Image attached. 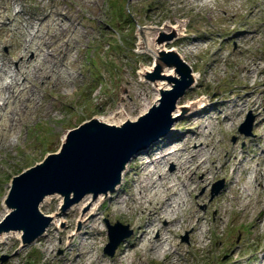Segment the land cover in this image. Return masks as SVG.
<instances>
[{"label": "rangeland", "instance_id": "obj_1", "mask_svg": "<svg viewBox=\"0 0 264 264\" xmlns=\"http://www.w3.org/2000/svg\"><path fill=\"white\" fill-rule=\"evenodd\" d=\"M200 3V0H15L14 9L8 11V18L2 19L0 27V63L8 62L10 70L18 67L19 41L36 30L27 29L25 24L32 17H43L47 10L58 11L73 20L77 34H73L68 68L60 77L53 76L44 87L42 80L28 78L36 99L22 120L19 140L11 142V137L0 136V222L8 212L3 200L12 176L42 161L46 154L59 151L69 130L92 118L108 119L122 109L124 102L132 103L131 99L134 101L140 92L147 96L148 103L160 98L155 85L140 76V72L150 71L154 65L151 54L140 47V33L143 30L151 40L159 39L161 32L169 34L171 27L181 24V34L167 42L165 49L176 48L200 78L176 105L190 104L203 97L208 104L192 122L180 115L173 122V133L160 137L157 145L162 147L188 127L204 139V127L210 123L213 136L204 140L215 146L212 155L219 169H211L206 185L200 182V171L184 177L188 185L187 204L176 214V221L198 212L191 222L199 221L202 226L196 232L197 242L191 235L192 228L184 223L178 221L177 229L171 230L172 243L179 249V264H264V198L261 200L264 190L253 180V168L264 149V0H215L206 6ZM23 8L24 15H18ZM9 19L13 25L8 29L5 24ZM48 30H42L45 37L51 33ZM156 30L159 34L154 36ZM27 43L24 41L23 45ZM245 68H257L258 73L250 76L243 71ZM150 108L148 105L146 111ZM130 111L133 121L145 113L135 108ZM259 111L263 112L260 117ZM249 115L254 121L251 134L246 136L239 128ZM225 116L233 117V121H227ZM150 147L156 145L152 143ZM233 155L242 158L238 167ZM138 157L130 160L129 169L139 167ZM164 167L171 172L175 169L170 162ZM130 176L138 178L135 174ZM229 176L233 183L226 189ZM131 178L124 177L122 188L118 187L104 202L90 205L91 198H85L80 206L56 217L46 234L33 244L21 247L16 234L8 235L0 243V264H86L77 253L87 252L92 239L95 240L92 249L101 261L118 264V252L125 249L131 251L127 264H135L134 243L141 234L145 243L156 232L139 231L137 225L141 222L148 225L154 218H148L146 213L141 215L133 206L131 211L126 210L121 203L125 200L130 204L137 195V185ZM247 182L250 197L243 191ZM61 202L58 197H51L40 209L45 215H55L60 212ZM95 205L99 206L95 226L85 228L92 238L87 245H81L74 234L80 229L79 215ZM117 222L127 225L130 235L110 256L104 252L109 243L108 224ZM154 222L166 223L157 219ZM68 240L72 244H67ZM139 249L147 248L142 245ZM176 261V255L167 259L152 253L145 264Z\"/></svg>", "mask_w": 264, "mask_h": 264}, {"label": "bare ground", "instance_id": "obj_2", "mask_svg": "<svg viewBox=\"0 0 264 264\" xmlns=\"http://www.w3.org/2000/svg\"><path fill=\"white\" fill-rule=\"evenodd\" d=\"M6 1L8 3H4L0 0V27H3L1 23L2 19L8 18V11L14 9L15 0ZM214 1L215 0H200V5L206 6ZM24 10V8L21 9L17 14L23 16ZM12 22L13 20L9 19V22L5 24L8 29L13 25ZM24 23V21L21 22L24 26L25 24L28 25L27 29L35 28L36 30L30 33V37H24L19 41L20 50L17 52L19 59L18 67H16V69L11 68L10 70V64L8 62L0 63V136L3 138L11 137V142H17L19 140L22 120L32 109L31 105L35 103V93L28 78L33 77L35 81L42 80V87H44L46 83L53 79V76L60 77L62 72L68 68L70 52L73 48V34H77V26L73 24V20H69L67 16H62V13L58 11L53 12L47 10L44 12L43 17L34 16L31 18L30 22ZM179 27H181V24L174 25V29L176 30H178ZM49 28L50 30H48V32L51 31V33L48 34V37H45L42 30ZM19 33H21V31L18 29L17 34L19 35ZM246 35H250V33L247 32ZM244 36L245 34L241 35V38ZM24 41L28 43L23 45ZM149 49L155 51L152 48ZM170 49L178 52L174 47ZM196 49L199 50L200 46H197ZM180 55L183 57L182 54ZM243 71L250 76H254L258 73L257 68H245ZM143 73L144 71L140 72L141 78H143ZM166 74L170 75L172 71L168 70ZM193 75L196 84L200 75L197 72H193ZM159 86L164 89L170 88L166 80H161ZM143 95L144 94L140 92L135 96L134 101L133 98L131 99L130 102L132 103L130 104L124 102L120 111H117L113 116L104 120L119 126L126 120L133 121L130 110L134 108L146 113L148 105L151 107L158 98L148 103L146 101L147 96ZM207 104L208 101L205 97L190 104H182V102H179L173 115L180 116L183 114L187 117L188 121L192 122L197 118V115L201 114L200 111L206 108ZM184 107H186L187 110L183 113ZM258 114L260 117L263 115V112L259 111ZM225 118L227 121H233V117L225 116ZM204 128V139L213 136L210 123L206 124ZM171 133L173 132L171 131L170 134ZM204 139L200 138L192 127H188L186 132L176 134L174 139L171 137V139L163 143L164 145L162 147L157 145L158 139L153 142L157 148L148 147L137 154L139 155V167L134 168V170L127 167L122 173V178L127 176L131 178V174H135L138 177L136 180L131 178L137 185V195L131 198L130 204L122 200L121 203L124 204V208L131 211V206H133L139 210L141 215L146 213L148 218H154V221L157 219L166 222L165 225H159L154 221H148V225L142 222L137 225L139 231H149V233L156 232V236L154 238L148 237L144 243V240L141 239L143 234L140 235V240L134 243L132 248V252L136 253L135 264H145V261L152 253L158 255L162 254L167 259L176 255L177 261L175 264H179V249L173 245L171 239V230L177 229L176 226L178 221L180 224L184 223V225L192 228L191 235L193 236V240L197 242L195 238L196 232L201 229L202 225L199 221L196 224H192L191 220L192 217L198 216V212L189 214L187 219H179L178 221H176V214L182 211V207L187 204L185 193L188 190V185L184 181V177L193 171H200L202 174V180L200 182L202 185H206L209 182L211 169H219L217 165H215L212 155L215 151V146H212L210 141ZM186 144L187 146L185 147ZM262 152L263 154L260 161H258L257 166L253 168V180L256 181L261 190H264V149H262ZM232 157L235 160L234 165L238 167L242 158H238L236 155ZM208 160H211V166L207 165ZM169 162L175 165V169L172 172L170 170H165L164 167ZM232 183V176H229L227 178L226 189L230 188ZM250 189L249 182H247V184L243 186L246 197L251 196L249 193ZM108 197H111L110 193L106 197L101 196L97 201L102 203ZM263 198L262 196L261 200H263ZM59 199L61 198L59 197ZM98 210L99 206L95 205L86 214L82 212L79 215V222L82 226L81 229L74 234L77 235L81 245H87L86 242L92 238V235H89V231L85 228L87 226V228H91L93 224L95 226V220L98 218ZM56 221L57 220L54 219L53 223ZM6 237V235L1 237L0 243L3 242ZM89 243L91 244V248L85 253L78 252L77 256L82 255L86 264H108L101 261L97 254L94 253L92 245L95 244V240L92 239ZM67 244H72V241L68 240ZM142 245H145L147 249L144 251L140 250L139 248ZM130 254L131 251L129 252L125 249H121L117 255V263L127 264Z\"/></svg>", "mask_w": 264, "mask_h": 264}, {"label": "water", "instance_id": "obj_3", "mask_svg": "<svg viewBox=\"0 0 264 264\" xmlns=\"http://www.w3.org/2000/svg\"><path fill=\"white\" fill-rule=\"evenodd\" d=\"M171 29L169 34L159 30L160 38L153 40L145 31L140 33L141 49L155 60L151 70L142 75L155 85L160 98L137 120H126L119 126L99 117L83 122L67 132L59 151L46 154L42 161L12 176L3 200L8 212L0 222V238L16 234L21 247L35 243L56 217L80 205L85 198H91V205L101 196L114 192L133 156L172 130L173 122L179 117L173 115L176 103L195 84V78L192 68L176 50L165 49L167 42L181 34V27ZM155 33L159 34L157 30L154 36ZM168 70L172 74H166ZM161 80H166L170 88L160 87ZM253 121L254 117L249 115L241 124L240 133L249 136ZM51 197L61 198V209L58 214L45 215L40 208ZM81 226L79 222L80 229ZM127 229V225L119 222L108 224L109 243L105 253L113 255L118 244L130 235Z\"/></svg>", "mask_w": 264, "mask_h": 264}]
</instances>
